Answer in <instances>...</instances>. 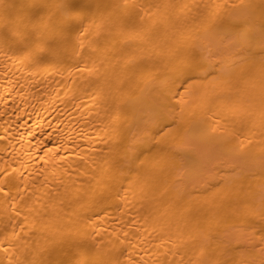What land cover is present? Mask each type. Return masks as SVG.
<instances>
[{"label":"bare ground","instance_id":"obj_1","mask_svg":"<svg viewBox=\"0 0 264 264\" xmlns=\"http://www.w3.org/2000/svg\"><path fill=\"white\" fill-rule=\"evenodd\" d=\"M0 264H264V0H0Z\"/></svg>","mask_w":264,"mask_h":264}]
</instances>
